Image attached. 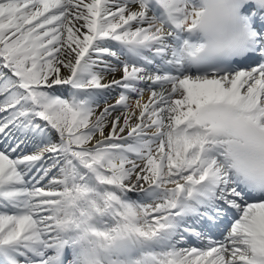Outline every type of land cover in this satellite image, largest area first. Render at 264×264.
<instances>
[{"label":"snow or ice","instance_id":"6c2138e0","mask_svg":"<svg viewBox=\"0 0 264 264\" xmlns=\"http://www.w3.org/2000/svg\"><path fill=\"white\" fill-rule=\"evenodd\" d=\"M0 264H264V0H0Z\"/></svg>","mask_w":264,"mask_h":264}]
</instances>
